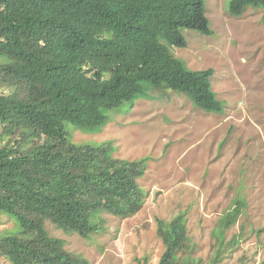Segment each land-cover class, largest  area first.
Returning a JSON list of instances; mask_svg holds the SVG:
<instances>
[{"label": "trees", "instance_id": "obj_1", "mask_svg": "<svg viewBox=\"0 0 264 264\" xmlns=\"http://www.w3.org/2000/svg\"><path fill=\"white\" fill-rule=\"evenodd\" d=\"M250 7L264 9V0H230L228 10L240 17ZM185 30L213 33L205 0H0V223L15 221L0 229V258L88 264L47 222L88 239L104 229V213L126 219L142 211L147 159L116 158L111 142L74 143L68 124L103 127L151 90L223 114L214 69L191 70L170 50L187 48ZM242 208L238 201L220 218L221 245ZM157 234L158 264H203L184 214L157 220Z\"/></svg>", "mask_w": 264, "mask_h": 264}, {"label": "rangeland", "instance_id": "obj_2", "mask_svg": "<svg viewBox=\"0 0 264 264\" xmlns=\"http://www.w3.org/2000/svg\"><path fill=\"white\" fill-rule=\"evenodd\" d=\"M229 2L205 0L213 33L185 30L187 48L170 49L191 70L214 69L223 114L197 109L186 95L151 90L109 114L103 127L84 132L67 125L74 143L111 142L116 158L147 159L139 180L144 207L134 217L104 213V229L88 239L47 222L50 234L88 264H158L164 245L157 220L183 214L203 264L264 261V9L233 17ZM238 201L242 214L221 245L217 224ZM14 226L9 218L0 223L1 230Z\"/></svg>", "mask_w": 264, "mask_h": 264}, {"label": "clouds", "instance_id": "obj_3", "mask_svg": "<svg viewBox=\"0 0 264 264\" xmlns=\"http://www.w3.org/2000/svg\"><path fill=\"white\" fill-rule=\"evenodd\" d=\"M190 31H192V30H190ZM184 33V32H183ZM196 33H198V32H196ZM199 34V33H198ZM201 35V34H200ZM177 48V47H176ZM178 49H183V48H178Z\"/></svg>", "mask_w": 264, "mask_h": 264}]
</instances>
